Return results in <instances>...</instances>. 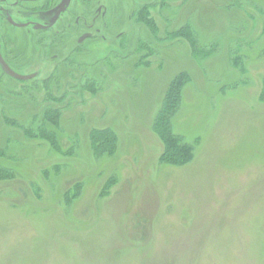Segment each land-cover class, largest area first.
<instances>
[{
	"label": "rangeland",
	"instance_id": "obj_1",
	"mask_svg": "<svg viewBox=\"0 0 264 264\" xmlns=\"http://www.w3.org/2000/svg\"><path fill=\"white\" fill-rule=\"evenodd\" d=\"M102 4L96 40L0 84V264H264V0Z\"/></svg>",
	"mask_w": 264,
	"mask_h": 264
},
{
	"label": "flooded vegetation",
	"instance_id": "obj_2",
	"mask_svg": "<svg viewBox=\"0 0 264 264\" xmlns=\"http://www.w3.org/2000/svg\"><path fill=\"white\" fill-rule=\"evenodd\" d=\"M108 11L102 0H0V84L38 77L27 72L31 61L59 59L71 40L75 51L96 40L108 28L102 23Z\"/></svg>",
	"mask_w": 264,
	"mask_h": 264
},
{
	"label": "trees",
	"instance_id": "obj_3",
	"mask_svg": "<svg viewBox=\"0 0 264 264\" xmlns=\"http://www.w3.org/2000/svg\"><path fill=\"white\" fill-rule=\"evenodd\" d=\"M186 80L188 79L186 76H184L182 79H179L178 82L176 80V82H174L173 86L170 88L166 98L164 107L165 110L163 111V114H165L166 117L169 118L173 113V110L180 98V90L183 86V81L185 82ZM166 117L162 120L161 125L158 123L160 133L162 132L160 135L165 140V152L163 158L169 163L185 165L192 158V148L187 145H181L182 142H180V137L172 132L169 121ZM105 133L106 134L104 136L106 138H110L112 136L110 131H106ZM114 138L112 137L110 141V143L113 141V143L110 144L111 147H113L115 144Z\"/></svg>",
	"mask_w": 264,
	"mask_h": 264
},
{
	"label": "water",
	"instance_id": "obj_4",
	"mask_svg": "<svg viewBox=\"0 0 264 264\" xmlns=\"http://www.w3.org/2000/svg\"><path fill=\"white\" fill-rule=\"evenodd\" d=\"M17 78L19 80L28 81V80L35 78V75L34 76H17Z\"/></svg>",
	"mask_w": 264,
	"mask_h": 264
}]
</instances>
